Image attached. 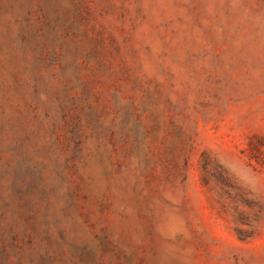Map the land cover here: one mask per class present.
Listing matches in <instances>:
<instances>
[{"label":"rangeland","instance_id":"rangeland-1","mask_svg":"<svg viewBox=\"0 0 264 264\" xmlns=\"http://www.w3.org/2000/svg\"><path fill=\"white\" fill-rule=\"evenodd\" d=\"M0 264H264V0H0Z\"/></svg>","mask_w":264,"mask_h":264}]
</instances>
